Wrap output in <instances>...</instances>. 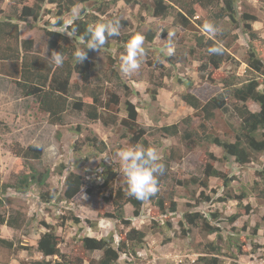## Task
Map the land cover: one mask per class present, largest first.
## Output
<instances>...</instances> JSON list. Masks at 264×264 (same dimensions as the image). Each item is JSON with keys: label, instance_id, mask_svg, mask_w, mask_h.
Segmentation results:
<instances>
[{"label": "rangeland", "instance_id": "rangeland-1", "mask_svg": "<svg viewBox=\"0 0 264 264\" xmlns=\"http://www.w3.org/2000/svg\"><path fill=\"white\" fill-rule=\"evenodd\" d=\"M19 2L2 1L0 18L10 15L14 4ZM155 2L87 0L64 15L62 28L54 27L57 8L48 2L38 21L29 20L21 25V38L33 40V52L51 60V53L59 52V48L51 47L46 30L69 37L60 45L72 47L75 52L86 48L83 41H76L66 29L75 20L95 15L99 19L120 21L117 40H111L99 51L85 49L91 55V88L98 87L102 101L108 105L107 110L100 109L101 118L97 121L87 117L84 104L74 105L85 93L81 91L80 75L74 73L71 79V104L63 124L53 125L36 98L24 96L17 86L19 73L13 69L18 65L0 60V187L17 186L19 179L29 173L28 168L50 172L46 186L33 184L25 194L10 186L0 197L3 216L19 212L25 217L22 229L0 227V238L14 244L12 249L0 245V264L42 261L53 264L56 257H44L38 250L41 236L49 229L57 234L60 250L69 264H90L99 261L102 253L85 250L83 238L114 237L113 246L117 247L131 228L146 234L145 244L136 247L134 253L121 254L115 264H204V259L212 256H217L222 264H264V177L261 179L257 174L263 169L264 153L256 155L251 163L240 165L215 145L197 140L184 142L180 136L160 132L162 127L190 117V128L181 124L182 130H196L202 117L183 100L187 92L205 103L222 93L226 82L238 87L255 77L248 66L249 30L258 37L253 43L264 63V4L257 0H237L236 22L218 21L214 12L198 8L197 20L184 27L175 20L173 11L167 18L157 16ZM33 3L34 0H28L27 5ZM206 21L217 28L215 35L202 31ZM169 32L174 34L171 55L166 44ZM137 33L144 36L145 55L140 58L137 70L125 74L120 71V56L126 43ZM149 36H154L152 42ZM201 37L213 38L225 47L227 60L219 69L205 64L206 54L197 46ZM114 96L117 103L112 102ZM235 101L229 97L226 103L230 111L218 110L210 121L213 133L224 141H234L239 128L240 120L232 110ZM127 102L135 106L137 123L146 130L147 140L161 158L159 162L169 166L168 177L158 194L173 198L177 204V213L166 210L162 215L155 200H144L136 215L134 206L126 202L124 210L129 227L116 220L114 205L115 200L119 201L118 196L122 202L130 197L116 153L139 144L124 122L128 120ZM247 106L254 112L260 111L253 102ZM18 146L39 148L41 160L16 157L12 149ZM211 154L215 159H211ZM208 163L235 180L225 187L219 178L208 179L205 175ZM71 173L82 176L84 186L68 201L64 200L65 181ZM106 173L116 174L115 182L107 188L103 178ZM47 192L55 193L61 200L44 202L42 194ZM188 213L207 217L214 214L215 218L208 223L220 226L221 231L209 234L202 222L198 227L190 226L185 220ZM237 214L241 217L231 223L228 219ZM237 243L243 246L241 252L236 248ZM212 246L219 252L213 253Z\"/></svg>", "mask_w": 264, "mask_h": 264}, {"label": "trees", "instance_id": "trees-1", "mask_svg": "<svg viewBox=\"0 0 264 264\" xmlns=\"http://www.w3.org/2000/svg\"><path fill=\"white\" fill-rule=\"evenodd\" d=\"M4 0H0V3ZM87 0H34L33 5H27L28 0H20L19 3L14 4L12 13L6 17L0 18V60L2 62H9L18 65L19 79L17 80V86L22 90L24 96H34L40 105V109L44 111L49 118V121L53 125L63 124L65 114L70 108V95L73 89L71 86V79L75 74L80 75L83 85L81 91L83 97L74 103L75 107H86L87 117L93 121H97L101 118L99 113L100 109L107 110L106 105L102 99V93L99 92V88H91V55L87 52V59L83 62H78L75 58L72 47L67 45H60L61 41H68L69 37L59 33L57 31L46 30V35L51 39V47L59 48L64 56L62 66H57L52 60L45 57L36 55L33 52L34 41L30 39L23 40L21 38V25L29 23V20L38 21L43 6L46 3L55 4L57 8V21L54 27L62 28L65 26L63 17L65 14L70 13L76 6L85 3ZM118 0H113L116 3ZM264 4V0H257ZM17 2V1H16ZM237 0H156L154 11L157 16L161 18H167L175 12V20L180 22L184 27H190L194 20H197L198 8L203 10H209L213 13L215 19L223 21L230 19L236 22ZM110 20L99 19L93 15L87 19L78 18L71 25L67 26L68 33L74 36L76 41L81 40L80 36H85L84 40H81L86 44L90 38V34L86 35L89 25L96 22H107ZM113 21V20H112ZM201 24L200 21H196ZM76 28V32L73 33L72 29ZM248 28V27H247ZM249 36L251 39L250 56L248 60L249 71L255 75L253 79L246 83L233 85L229 82L224 84V91L217 95V97L203 103L191 92H187L183 96V100L188 106L197 111L202 120L199 123L196 130L183 129L182 125L186 124V127L191 126V117L185 119L181 123H177L170 126H164L160 129V132L171 136H180L182 141L191 142L194 140L204 141L211 145L221 148L225 155L235 159V162L240 165H246L252 162L256 155L264 153V63L258 58L257 45L254 44L258 40L257 35L249 30ZM119 36L108 37L105 46L111 40H117ZM149 42H152L154 36H149ZM254 42V43H253ZM257 43V42H256ZM59 45V47H58ZM221 46L223 49L222 55L210 54L208 49L213 46ZM102 46V47H103ZM197 46L203 50L206 54V65L212 66L214 69H219L227 60L226 49L219 41H215L213 38L201 37L198 39ZM112 65V63H111ZM122 84V83H121ZM126 87L125 84L121 85ZM76 89L79 85H75ZM262 88V89H261ZM157 90L154 91L153 96L156 98ZM232 97L236 101L233 104V113L240 120L239 128L235 132L234 141H224L217 134H214L210 128V121L215 118L216 111L229 112L230 109L226 103V100ZM112 102L117 103L116 96L113 97ZM248 102H253L260 107V111L254 112L247 106ZM126 111L128 112V120H125V125L130 129L134 140L145 148L152 147L147 140L146 130L140 128L137 123L138 113L135 106L131 102L126 103ZM182 124V125H181ZM132 137V138H133ZM101 152H104L101 149ZM12 153L18 158H29L34 160H41L42 152L39 148L29 147L23 149L20 146L16 149H12ZM211 159H215L211 154ZM170 159L173 160V157ZM164 164V171L162 174H158V188L162 182L168 177L169 166ZM29 173H26L24 177L19 179L17 186L4 185L0 187V197L5 195L7 189L15 187L17 191L25 194L30 186L38 184L39 186H46V181L49 178L50 172L44 173L35 171L33 168H28ZM258 176L262 179L264 177V166L259 171ZM205 175L209 179L211 177L219 178L223 180L225 187H228L235 178H230L215 169L211 164H207L205 168ZM104 185L109 187L111 183L116 180V174L106 173L104 175ZM207 185V184H205ZM84 181L82 176L71 173L65 181L64 200H72L83 188ZM57 197V198H56ZM171 197V196H170ZM42 200L44 202H51L55 199L61 200L53 192H47L42 194ZM119 201L115 200V218L121 224L129 227L130 221L125 217V203L130 202L135 208V214L139 215L143 201L136 200L133 197H129L122 202L120 196ZM63 200V199H62ZM155 200L160 212L165 214L166 210L170 213H177V204L173 198H165L159 196L157 193L149 199ZM221 200V199H220ZM3 205V201L0 199V206ZM241 217L240 214L234 215L228 220L234 223ZM215 218V215L211 217L199 215L198 213H188L185 215V220L192 227H198L202 222V227L208 231L209 234L218 233L221 231V227H213L209 225V220ZM76 223L79 221L77 219ZM25 224V217L21 213H15L8 217L3 216L0 213V227L7 226L12 229H22ZM146 234L138 229L131 228L126 234L123 240L114 247V237L110 239H96L85 237L83 238V247L88 252L100 251L102 257L99 261L91 262L90 264H115L121 254L134 253L136 247L143 246L145 244ZM0 245L9 249L14 247L13 242L0 238ZM235 246V244H232ZM236 248L239 252L242 251V245L237 243ZM38 250L44 257L57 258L53 264H69L64 259V255L60 250L58 236L54 230L49 229L44 233L38 243ZM213 253L219 252L215 246L211 247ZM35 264H52L47 261L37 262ZM204 264H222L217 256L204 259Z\"/></svg>", "mask_w": 264, "mask_h": 264}, {"label": "clouds", "instance_id": "clouds-1", "mask_svg": "<svg viewBox=\"0 0 264 264\" xmlns=\"http://www.w3.org/2000/svg\"><path fill=\"white\" fill-rule=\"evenodd\" d=\"M120 21H107L96 22L89 25L87 34L90 38L86 42L88 50L99 51L100 48L106 43L108 37L119 36ZM202 31L215 35L217 28L211 22H205L202 25ZM76 32V28L72 29ZM174 34L169 32L168 39L166 40L167 50L169 55L174 52V45L171 37ZM81 40L85 36L79 37ZM144 36L137 33L125 45V52L120 56V71L128 74L137 70L140 67V58L145 55L143 48ZM85 49H77L74 53L78 62H83L87 59V52ZM210 54L222 55L223 49L221 46H213L208 49ZM50 59L57 66H62L64 56L61 52L53 51ZM116 155L119 157L123 174L127 183V194L136 200L143 201L154 196L158 188V174L164 171V164L160 161L157 150L154 147L145 148L141 144L132 145L117 151Z\"/></svg>", "mask_w": 264, "mask_h": 264}, {"label": "crops", "instance_id": "crops-1", "mask_svg": "<svg viewBox=\"0 0 264 264\" xmlns=\"http://www.w3.org/2000/svg\"><path fill=\"white\" fill-rule=\"evenodd\" d=\"M15 71H16V72H18V69H16V68H15V69H13V72H14V73H15Z\"/></svg>", "mask_w": 264, "mask_h": 264}]
</instances>
